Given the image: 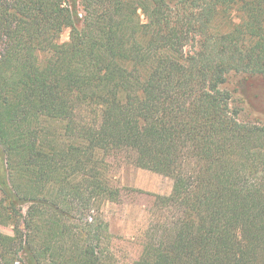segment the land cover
<instances>
[{
	"label": "trees",
	"instance_id": "16d2710c",
	"mask_svg": "<svg viewBox=\"0 0 264 264\" xmlns=\"http://www.w3.org/2000/svg\"><path fill=\"white\" fill-rule=\"evenodd\" d=\"M230 74L264 75V0H0V264H126L123 166L172 181L131 264H264V126Z\"/></svg>",
	"mask_w": 264,
	"mask_h": 264
},
{
	"label": "rangeland",
	"instance_id": "374dc122",
	"mask_svg": "<svg viewBox=\"0 0 264 264\" xmlns=\"http://www.w3.org/2000/svg\"><path fill=\"white\" fill-rule=\"evenodd\" d=\"M68 35L69 31L65 30L59 42H66ZM223 87L230 92L242 122L264 126V75L230 74ZM113 174L116 176L114 184L120 188L119 201L105 204L102 213L109 223L110 233L117 237L112 241L113 249L123 263L131 264L140 250L147 227L167 219L164 208L151 209L154 199L149 194L168 195L172 181L131 166H123ZM12 240V226L0 222V245L8 246Z\"/></svg>",
	"mask_w": 264,
	"mask_h": 264
},
{
	"label": "crops",
	"instance_id": "0c3cea01",
	"mask_svg": "<svg viewBox=\"0 0 264 264\" xmlns=\"http://www.w3.org/2000/svg\"><path fill=\"white\" fill-rule=\"evenodd\" d=\"M155 175H157V174H155ZM171 189H172V188H171ZM169 194H170V193H169ZM169 194H168V195H169ZM155 195H157V194H155ZM168 195H159V196H168ZM154 223H155V222H154Z\"/></svg>",
	"mask_w": 264,
	"mask_h": 264
}]
</instances>
